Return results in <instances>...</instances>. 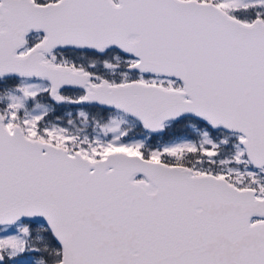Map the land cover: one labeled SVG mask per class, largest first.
I'll use <instances>...</instances> for the list:
<instances>
[{
	"label": "snow or ice",
	"instance_id": "obj_1",
	"mask_svg": "<svg viewBox=\"0 0 264 264\" xmlns=\"http://www.w3.org/2000/svg\"><path fill=\"white\" fill-rule=\"evenodd\" d=\"M0 264H264V0H0Z\"/></svg>",
	"mask_w": 264,
	"mask_h": 264
}]
</instances>
